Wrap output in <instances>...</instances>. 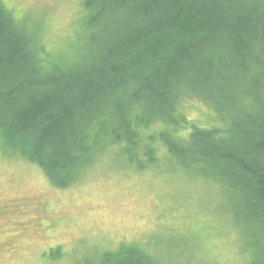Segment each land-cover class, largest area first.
I'll use <instances>...</instances> for the list:
<instances>
[{"label": "trees", "instance_id": "trees-1", "mask_svg": "<svg viewBox=\"0 0 264 264\" xmlns=\"http://www.w3.org/2000/svg\"><path fill=\"white\" fill-rule=\"evenodd\" d=\"M81 5L76 45L50 60L0 0L1 147L59 188L91 167L99 143L123 141V152L133 146L151 162L160 155L221 188L250 264H264V0ZM189 100L213 120L191 122ZM152 256L133 244L84 264H167Z\"/></svg>", "mask_w": 264, "mask_h": 264}, {"label": "rangeland", "instance_id": "rangeland-1", "mask_svg": "<svg viewBox=\"0 0 264 264\" xmlns=\"http://www.w3.org/2000/svg\"><path fill=\"white\" fill-rule=\"evenodd\" d=\"M1 1L49 49L48 59L76 45L81 0ZM183 112L191 122L213 120L195 100L185 102ZM144 140L143 146L151 144ZM1 144L0 138V264H84L133 244L167 264L251 263V249L227 221L221 188L176 172L160 155L151 162L133 146L123 152V141L99 143L105 147L95 151L91 167L59 188ZM134 154L143 169L131 163Z\"/></svg>", "mask_w": 264, "mask_h": 264}, {"label": "bare ground", "instance_id": "bare-ground-1", "mask_svg": "<svg viewBox=\"0 0 264 264\" xmlns=\"http://www.w3.org/2000/svg\"><path fill=\"white\" fill-rule=\"evenodd\" d=\"M146 114V113H145ZM142 116V115H141ZM134 122V121H133ZM132 128V127H131ZM4 138V137H3Z\"/></svg>", "mask_w": 264, "mask_h": 264}]
</instances>
